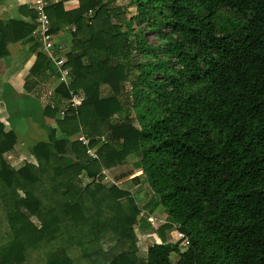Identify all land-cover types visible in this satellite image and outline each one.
<instances>
[{"label": "trees", "instance_id": "1", "mask_svg": "<svg viewBox=\"0 0 264 264\" xmlns=\"http://www.w3.org/2000/svg\"><path fill=\"white\" fill-rule=\"evenodd\" d=\"M136 3L125 29L106 0L46 10L52 32L74 26L76 50L66 54L72 81L56 93L65 104L71 91L83 98L60 119L45 106L57 138L30 148L36 164L14 167L5 158L16 134L0 121V264H264V0ZM134 19L161 40L155 60L136 67L137 126L122 115L121 96L132 51L152 48L142 35L129 39ZM130 154L155 198L147 211L163 209L164 223L142 220L155 238L142 257L134 233L142 208L128 191L98 180ZM171 227L185 248L181 237L165 239ZM56 250L63 256L53 262Z\"/></svg>", "mask_w": 264, "mask_h": 264}, {"label": "crops", "instance_id": "2", "mask_svg": "<svg viewBox=\"0 0 264 264\" xmlns=\"http://www.w3.org/2000/svg\"><path fill=\"white\" fill-rule=\"evenodd\" d=\"M43 1L46 10L58 2H61L65 11L79 6V0ZM34 2L35 0H0V42L2 36L7 38L4 47L0 43V53L5 51V55L0 57V121L5 131L12 130L16 134V143L13 149L7 152L9 158L13 160L11 164L15 167H18L24 159L36 164V159L29 150L38 142L56 141L58 128L55 117L46 114L50 108L45 106L56 107L58 112L55 116L59 119L63 117L60 109L65 107V102L59 99L56 93V86L60 84L58 66L42 49L33 34L36 16ZM8 22L10 26L6 29L4 26ZM27 26H32L33 29L23 36ZM73 29L74 26L70 24L54 32V40L63 44L68 52L76 50L71 43ZM40 71L48 76L39 73ZM49 90H51L50 97L54 99L53 105L45 102L42 96L43 92ZM162 210V208L153 209L151 213L163 221ZM141 225L139 224V230L142 240L137 242L140 244L145 242L147 246L154 243L152 232L142 229ZM173 230L175 238L177 230L175 228ZM167 241L173 240L167 239ZM169 257L173 262L178 259L175 252H171Z\"/></svg>", "mask_w": 264, "mask_h": 264}, {"label": "rangeland", "instance_id": "3", "mask_svg": "<svg viewBox=\"0 0 264 264\" xmlns=\"http://www.w3.org/2000/svg\"><path fill=\"white\" fill-rule=\"evenodd\" d=\"M107 4L110 8L114 9L112 12L114 13L112 20L114 22H121L122 28H126V20H130L132 18V16L137 14V3L136 0H106ZM220 14L223 15L224 17H228L230 15V12L228 10H226L225 8H220L219 9ZM149 17H158L157 13H153L150 14ZM131 26H130V32H131V37L129 38L130 40H134L137 38V36L142 35L144 37V39H146L147 44L149 45V47H151L152 49H147L145 51H138L135 50L134 52L132 51V55H131V64H130V68H129V75L127 80L125 81V86H124V91L125 93H123V95L121 96V99L123 100V104H124V112L122 113V115H127L131 118H134V124L137 126L138 122L135 119V111L132 107H130L131 105V101L132 98V87H133V82L136 79V75L138 74V70L136 69V67L144 62H150L155 60L154 55H152L153 51L154 52H158L160 53V50H158L157 46L158 44L161 42V40L155 36V34L152 32V30H150L144 19L141 20H131ZM167 30V29H166ZM164 30V31H166ZM151 50V51H149ZM101 93H105V88H101ZM83 95V94H82ZM129 96V101H127V97ZM130 102V103H129ZM66 105V104H65ZM115 119H118L116 117V115L113 116ZM94 151V149H91ZM92 151V152H93ZM95 153V152H94ZM93 153V154H94ZM5 158L12 163L13 160L12 158H9L8 153H5ZM136 159V157L133 154H130L127 156V159L125 162L118 164L114 167L111 168H107L104 169V171L102 172L100 179L103 182H106L107 184H114L117 187H120L126 191H128L131 195H133L136 200L137 203L139 205L140 208H142L141 212L139 213V219H138V223L134 225V233L137 237V241H141L142 237L140 234V226L139 224H143V218L146 217V212L147 208H151L154 205V197L153 194L151 192V190L149 189L148 185L142 181H140L139 176L141 174V171L137 168H134L132 165V162ZM21 164L27 160H21ZM20 164V165H21ZM12 165V164H11ZM15 167V165H13ZM126 172L128 175L123 176V177H117L118 175L122 174ZM97 180V181H98ZM80 181L81 184H91L92 187H96V182L93 181L92 179H88L85 176H80ZM158 222L160 223H164L163 221H161L159 218ZM31 221L34 224H39V220L35 217L31 218ZM168 228L165 230V239L167 240H176L178 238L177 237H173V234H175L174 232V228L172 229ZM149 232V231H147ZM140 236V237H139ZM146 239V238H145ZM148 239V238H147ZM146 239V240H147ZM150 241V240H149ZM144 242V241H143ZM148 242V241H146ZM136 246H137V255L140 257L144 256L145 254V247L147 246V244L144 242L142 244H140L139 242H136ZM181 248H185L184 245L180 244ZM103 248L110 251V245H108L107 243L103 244ZM63 256V251L61 250H56L53 252V254L51 255V259L53 262L56 261H60L61 258Z\"/></svg>", "mask_w": 264, "mask_h": 264}, {"label": "built area", "instance_id": "4", "mask_svg": "<svg viewBox=\"0 0 264 264\" xmlns=\"http://www.w3.org/2000/svg\"><path fill=\"white\" fill-rule=\"evenodd\" d=\"M33 7L36 11L35 16V26L33 29V34L35 36V39L37 42L41 44L42 49L46 52L48 56H50L55 64L58 66L59 69V81L64 83L66 86H69L72 81V74H71V67L67 64V58L66 54L68 50L63 46L61 43H57L54 40V32L51 30V23H50V17L48 13L46 12V4L43 0H35L33 3ZM48 91V90H47ZM43 92L42 96L45 99V102L50 103V105H53V97H50L51 90L49 92ZM72 93V96L68 99L67 104L64 108L60 109V114L64 115L65 110L68 107L78 105L83 95ZM76 139L81 141L83 144H87L88 139L82 135L79 134L76 136ZM91 149H88V152L95 156V151ZM94 153V154H93ZM142 213V212H141ZM147 221L150 223L156 222L158 219L156 216H154L151 212H146ZM177 236L183 238L182 244H187V239L183 237V234L180 232H177Z\"/></svg>", "mask_w": 264, "mask_h": 264}]
</instances>
